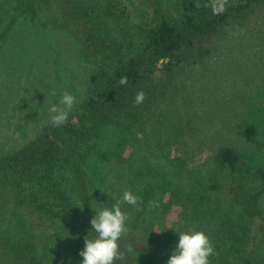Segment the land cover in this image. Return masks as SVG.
Returning <instances> with one entry per match:
<instances>
[{"label":"rangeland","instance_id":"374dc122","mask_svg":"<svg viewBox=\"0 0 264 264\" xmlns=\"http://www.w3.org/2000/svg\"><path fill=\"white\" fill-rule=\"evenodd\" d=\"M112 1L123 8L113 9L118 33L124 29L137 35L158 17L156 8L177 17L206 0ZM0 2L5 3L1 31L16 0ZM30 19L29 14L21 16L0 43V154L18 149L52 124L48 109L65 92L76 97L73 108L78 105L98 72L83 58L70 30L32 24ZM202 41L208 53L200 57L189 51L170 75L154 74L143 91V103L113 115L95 135L85 160L99 210L111 208L126 190L139 197L142 189H152L154 206H147L139 225L145 228L154 264H167L178 235L201 231L203 219L202 225H250L234 202L209 190L212 183L227 181L215 162L223 146L238 154L246 185L260 193L261 215L256 222L264 225V178L259 173L264 172V0L253 4L245 19L228 23ZM69 159L77 161L78 155ZM6 199L0 191V203ZM134 208L122 205L129 217L127 225ZM20 217L14 211L0 216V248L12 262L10 251L18 247L19 236L8 244L4 230L6 225H21ZM247 231L245 236L237 233V241L230 234L210 237L215 249L210 264L234 262L239 249L251 245ZM86 236L96 237L78 231L64 242L60 239L54 264H82L79 253ZM258 240L261 249L253 262L264 264V235ZM120 249L124 259L116 264H133L121 241Z\"/></svg>","mask_w":264,"mask_h":264},{"label":"trees","instance_id":"16d2710c","mask_svg":"<svg viewBox=\"0 0 264 264\" xmlns=\"http://www.w3.org/2000/svg\"><path fill=\"white\" fill-rule=\"evenodd\" d=\"M258 1L229 0L227 11L221 15L212 13L211 0L177 17L166 16L156 8L154 22L132 35L124 29L120 34L117 31L113 9L120 6L118 1L16 0L0 31V43L7 40L18 19L29 14L32 24L70 30L81 55L98 72L86 97L70 110L65 125H45L32 140L0 154V191L8 198L0 203V216L11 211L21 216V225H6L4 230L8 244L19 236L18 247L10 251L14 261L5 258L0 248V264H54L60 239L64 242L70 233L78 231L96 236L90 221L99 211L98 201L90 192L91 179L84 167L95 135L117 112L134 106L136 94L146 89L154 74L170 75L189 51L205 56L208 50L202 40L232 21L245 19ZM4 6L0 2V11ZM122 77H127L125 86L119 83ZM71 155H78V160L70 161ZM215 162L222 166L227 181L218 180L209 190L220 191L234 202L250 225H202L203 219L198 228L209 238L230 234L235 241L236 234L245 236L248 228L246 236L251 245L239 249L236 260L228 264H254V256L261 249L258 238L264 235V225L256 222L261 215L260 193L246 185L247 177L233 148L221 147ZM259 173L264 178V172ZM152 197V189L141 190V210L134 208L127 225L129 233L120 240L126 249H134L129 252L133 264H154V254L142 231L145 228L139 225Z\"/></svg>","mask_w":264,"mask_h":264},{"label":"clouds","instance_id":"9594fccd","mask_svg":"<svg viewBox=\"0 0 264 264\" xmlns=\"http://www.w3.org/2000/svg\"><path fill=\"white\" fill-rule=\"evenodd\" d=\"M229 0H211V10L214 15H221L227 11ZM238 35V33H236ZM198 68V66H197ZM122 86L127 85V77L119 81ZM55 95V93H53ZM145 94L140 91L134 99L135 105H140L145 100ZM76 104V97L65 92L58 104H51L48 109L53 126L65 125L68 121L70 110ZM130 205L141 210L138 205L142 204L140 198L131 191H124L122 198L116 201L111 208L96 211L91 219L92 231L96 233L94 239L84 238L85 247L79 253L82 264H116L124 259V253L120 249V240L129 233L127 213L122 211V205ZM154 202H149V207ZM158 206V205H155ZM179 242L167 261V264H210V257L215 254V249L210 238L203 231H187L179 235ZM79 238V237H77ZM128 252L134 251L129 246Z\"/></svg>","mask_w":264,"mask_h":264}]
</instances>
